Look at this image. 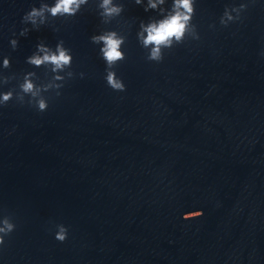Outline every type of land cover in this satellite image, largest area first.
I'll return each mask as SVG.
<instances>
[{
    "label": "water",
    "instance_id": "obj_1",
    "mask_svg": "<svg viewBox=\"0 0 264 264\" xmlns=\"http://www.w3.org/2000/svg\"><path fill=\"white\" fill-rule=\"evenodd\" d=\"M41 2L0 0V93L29 72L41 87L65 78L42 92L46 111L27 96L0 106V220L15 224L0 264H264V0H195L199 39L162 47L160 62L139 33L174 0L148 11V0H113L123 12L107 24L89 0L35 30L22 17ZM104 31L124 37L111 69L122 92L90 39ZM61 40L70 68L27 62Z\"/></svg>",
    "mask_w": 264,
    "mask_h": 264
},
{
    "label": "clouds",
    "instance_id": "obj_2",
    "mask_svg": "<svg viewBox=\"0 0 264 264\" xmlns=\"http://www.w3.org/2000/svg\"><path fill=\"white\" fill-rule=\"evenodd\" d=\"M89 3V0H54V3L49 4L42 0L39 7L33 6L22 17V23L31 24L32 29L38 30L42 25L48 23V18L53 19L57 17H71L80 12L82 6ZM137 5L142 3V0H135ZM164 0H148L145 11L149 9H156L158 4H163ZM99 15L102 22L107 24L111 22L114 17L120 16L123 12V5L113 3V0H99L97 5ZM246 3H241L238 7L225 8L223 15L220 18V24L227 26L229 23L239 20L241 13L247 9ZM234 13V14H233ZM195 15V0H174L172 12L165 16L158 22H152L147 25H141L142 31L139 33L144 47L152 46L148 59L150 61L160 62L163 60V48H172L173 42L181 44L184 42L185 37L192 39H199L196 26L192 23ZM30 29L24 27L20 31V36H27ZM146 33V35H145ZM91 42L94 44H102L100 53L103 60L107 65L106 69V82L107 85L114 91H125L126 86L123 81L117 77L116 72L111 70L118 61L125 59V54L121 51V45L124 43V37L118 35L116 31H104L100 34L91 36ZM11 47H17V39L10 40ZM72 54L69 48L64 46L63 40L56 44L55 50L46 47L43 43L37 45V52L27 58V62L31 65L39 67L41 65H52V71L61 72L66 68H70L72 64ZM4 68L9 67V59L4 58ZM34 73L29 72L25 75L23 82L19 84V92L9 90L0 93V106L6 105L14 98L21 104L25 103V97H29L28 104H35L38 111L43 112L48 108V102L43 97L42 92H47L52 89H60L63 84L58 83L64 81L61 75L54 76V81L44 86H37L31 77ZM68 77L73 75L68 72ZM83 75V74H81ZM4 79L3 83H7ZM56 95H60L57 91ZM200 217L203 215L202 211H198ZM190 219L188 213L183 217ZM55 239L63 242L67 238V228L64 225H57ZM15 229V224L9 217H4L0 220V245L5 242V236L10 235Z\"/></svg>",
    "mask_w": 264,
    "mask_h": 264
}]
</instances>
